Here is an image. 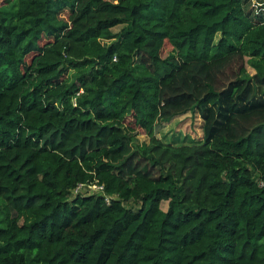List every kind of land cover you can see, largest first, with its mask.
I'll list each match as a JSON object with an SVG mask.
<instances>
[{
	"label": "trees",
	"instance_id": "1",
	"mask_svg": "<svg viewBox=\"0 0 264 264\" xmlns=\"http://www.w3.org/2000/svg\"><path fill=\"white\" fill-rule=\"evenodd\" d=\"M6 1L0 264H264V0Z\"/></svg>",
	"mask_w": 264,
	"mask_h": 264
},
{
	"label": "rangeland",
	"instance_id": "2",
	"mask_svg": "<svg viewBox=\"0 0 264 264\" xmlns=\"http://www.w3.org/2000/svg\"><path fill=\"white\" fill-rule=\"evenodd\" d=\"M116 1V0H111ZM6 0H0V4L6 5ZM8 4V3H7ZM64 18L67 17V13H62ZM119 27H117L118 29ZM116 29V30H117ZM171 46L168 43H165L164 48L161 50V56L165 57L170 51ZM249 72L253 70L247 67ZM127 124H131V119L127 118ZM137 139L143 141L146 139V135L140 129H138ZM155 134L157 137L162 139L164 142L172 144H193L198 143L202 139V121L197 114L186 113L181 116H177L169 121H162L156 125ZM128 205L133 206L134 208L138 207L139 204L128 203ZM163 209H166L167 203L162 202L161 204Z\"/></svg>",
	"mask_w": 264,
	"mask_h": 264
},
{
	"label": "built area",
	"instance_id": "3",
	"mask_svg": "<svg viewBox=\"0 0 264 264\" xmlns=\"http://www.w3.org/2000/svg\"><path fill=\"white\" fill-rule=\"evenodd\" d=\"M84 192L86 194H93V193H97V192H102V185H98V184H90L85 186L84 184H78L76 189L74 190V192Z\"/></svg>",
	"mask_w": 264,
	"mask_h": 264
}]
</instances>
